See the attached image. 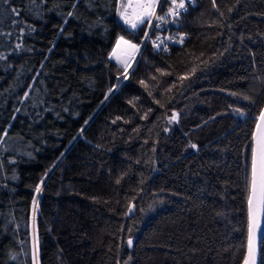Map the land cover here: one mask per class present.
I'll list each match as a JSON object with an SVG mask.
<instances>
[{"label": "trees", "instance_id": "16d2710c", "mask_svg": "<svg viewBox=\"0 0 264 264\" xmlns=\"http://www.w3.org/2000/svg\"><path fill=\"white\" fill-rule=\"evenodd\" d=\"M123 1L0 0V264L244 261L264 0H197L120 81Z\"/></svg>", "mask_w": 264, "mask_h": 264}, {"label": "snow or ice", "instance_id": "6c2138e0", "mask_svg": "<svg viewBox=\"0 0 264 264\" xmlns=\"http://www.w3.org/2000/svg\"><path fill=\"white\" fill-rule=\"evenodd\" d=\"M164 2L170 3V7L167 9L166 15L173 17H179L180 10H186L185 0H164ZM160 0H127V3H121V16L125 20V23L130 24L132 28H136L140 24H144L146 21L151 25V17L156 16V8ZM213 6H216L215 0H212ZM12 12L19 15L17 9H12ZM71 15V13H68ZM156 19L163 20V16H156ZM16 23V21H13ZM155 27L159 28L157 24ZM147 36V33H145ZM159 39V38H157ZM182 42V40H181ZM120 43L127 44L132 49H137V45L131 44L129 41H124L121 38L117 42L119 47ZM156 47L159 45L155 44ZM19 47V45H17ZM166 50V49H165ZM116 50L113 51L115 55ZM3 57H0L2 59ZM124 63L125 72L129 67L127 62ZM181 80L187 79V77H180ZM143 83V81H141ZM27 96V93H25ZM239 111V110H237ZM243 115V113H241ZM173 120L176 116L173 115ZM6 135V133H5ZM195 147V145H193ZM249 149V169L250 175L248 176L247 183V215H248V235H247V254L244 258L243 264H258V255L264 256V253H260L258 249L264 247V228L261 227V218L264 217V111H261L257 123L255 125V131L252 133V142L248 145ZM36 191L39 192L40 188L37 186ZM128 245L131 246L133 241L129 239ZM33 259H36V249L33 250Z\"/></svg>", "mask_w": 264, "mask_h": 264}, {"label": "built area", "instance_id": "2783aa9c", "mask_svg": "<svg viewBox=\"0 0 264 264\" xmlns=\"http://www.w3.org/2000/svg\"><path fill=\"white\" fill-rule=\"evenodd\" d=\"M177 3H179V0H177ZM196 3L197 0H185L186 10H180V16L186 13L191 7L195 6ZM170 6V3L160 0V3H158L156 8V16H163L164 19L158 20L156 19V16L151 17V25L148 23L146 25L145 33H147V36L144 35L140 50L149 39L152 40V43L155 41V44L159 45V47H156L153 43L154 50L160 54H167L176 45L179 37L180 16L173 17L166 15L167 9ZM157 24L160 25L159 28L155 27Z\"/></svg>", "mask_w": 264, "mask_h": 264}, {"label": "rangeland", "instance_id": "374dc122", "mask_svg": "<svg viewBox=\"0 0 264 264\" xmlns=\"http://www.w3.org/2000/svg\"><path fill=\"white\" fill-rule=\"evenodd\" d=\"M123 3H127V0H124ZM121 11H122V8L120 9L119 13H118V19L121 23H123V25L125 27H127L128 29H131V30H134L136 29L137 27H139L140 25H138L136 28H132L130 26V24L128 23H125V20L122 18L121 16ZM121 38H123L124 41H129L127 40L125 37L123 36H118L116 41H115V44L112 48V50L110 51V54H109V57L116 61L117 63L121 64L123 67H124V63H122V61L124 62H127L129 67L127 69V72H125L123 74V76L121 77L120 81L126 76V74L128 73L129 69L132 67L133 63H134V60L136 59L138 53L140 52V48H141V44H136V43H133L132 41H129L131 44H135L137 45V49H132L130 48L127 44H124V43H120L119 47L117 46V42L121 40ZM116 50V53L115 55H113V51Z\"/></svg>", "mask_w": 264, "mask_h": 264}, {"label": "water", "instance_id": "95a60500", "mask_svg": "<svg viewBox=\"0 0 264 264\" xmlns=\"http://www.w3.org/2000/svg\"><path fill=\"white\" fill-rule=\"evenodd\" d=\"M261 111H264V104H263V106H262V108H261ZM261 111H260V113H261ZM260 113H259V115H260ZM259 115H258V117H259ZM258 117H257V119H258ZM256 123H257V120H256ZM256 123H255V125H256ZM255 125H254V127H253V131H252V133L255 131ZM252 142V141H251ZM247 225H248V215H247ZM261 227L262 228H264V217H262L261 218ZM258 251L260 252V248L258 249ZM246 254H247V251H246ZM246 256V255H245ZM244 262V261H243ZM243 264V263H242ZM258 264H260V255H258Z\"/></svg>", "mask_w": 264, "mask_h": 264}]
</instances>
